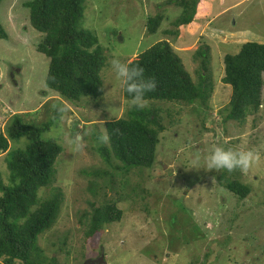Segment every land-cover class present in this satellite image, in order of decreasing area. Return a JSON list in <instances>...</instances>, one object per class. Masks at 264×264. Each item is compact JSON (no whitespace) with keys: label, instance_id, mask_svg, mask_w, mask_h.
Returning a JSON list of instances; mask_svg holds the SVG:
<instances>
[{"label":"rangeland","instance_id":"374dc122","mask_svg":"<svg viewBox=\"0 0 264 264\" xmlns=\"http://www.w3.org/2000/svg\"><path fill=\"white\" fill-rule=\"evenodd\" d=\"M26 1L0 2V24L8 34L0 38V130L14 113L29 124L54 120L42 138L63 146L54 181L38 191L39 196L62 194L56 222L38 237L45 262L85 264L101 257L99 264H264V86L259 112L243 124L224 123L232 90L222 81L224 55L237 53L247 40L264 42V0H200L194 23L179 27L178 35L165 33L175 29L171 23L183 12L175 3L165 5L168 0H83L79 26L98 37L108 57L101 72L102 98L85 96L78 103L45 85L49 58L36 48L42 34L30 24ZM237 1L236 7L224 11ZM156 14L165 19L156 33H150L146 20ZM231 30L244 34H231ZM163 39L171 42L195 82L200 67L195 53L202 45L209 46L214 87L211 113L200 114L198 103L166 104L164 111L167 107L179 111L178 121L161 133L153 167L125 177L117 169L118 160L113 158L111 166L101 156L98 146L108 143H98L96 138L101 130L106 133V120L130 109L108 62L113 54L126 62ZM110 90L114 102L104 99ZM161 102L144 100L145 106ZM111 106L116 109L110 113ZM60 108L66 110L62 117ZM77 134L84 148L73 153L67 140ZM24 138L25 146L28 138ZM18 141H12V146ZM216 146L259 154V160L241 174L251 187L245 200L238 201L228 189L217 186L215 170L206 171L203 164L191 169L197 156L203 158ZM5 156L0 152L4 178ZM103 171L115 172L117 187L128 178L123 189L128 195L118 204L123 210L121 220L106 224L89 239L85 232L91 204L98 206L104 196H114L109 176L97 174ZM92 181L100 183L98 194L90 191ZM137 183L144 185V197L139 189H129Z\"/></svg>","mask_w":264,"mask_h":264},{"label":"trees","instance_id":"16d2710c","mask_svg":"<svg viewBox=\"0 0 264 264\" xmlns=\"http://www.w3.org/2000/svg\"><path fill=\"white\" fill-rule=\"evenodd\" d=\"M200 0H168L182 8L181 15L172 21L174 30H165L168 35H178L179 27L194 23ZM1 2V0H0ZM31 26L42 34L36 45L38 51L49 58L45 85L59 96L78 103L88 96L102 98L104 88L102 69L107 66V53L96 35L79 26L83 17V0H27ZM165 16L156 14L147 18V31L156 33ZM8 34L0 24V38ZM200 67L196 70L195 82L185 68L168 39L154 43L126 63L144 69L146 78L154 79L155 90L148 92L144 100L164 101L150 104L142 110L130 108L119 118L105 121L108 145L98 146L104 160L112 166V159L120 162L117 169L127 177L135 170L150 169L156 160L160 135L177 123L178 110L164 111L168 103L200 106V114L211 113L213 77L209 46L202 45L196 53ZM222 81L231 86V96L224 108L223 122L238 121L243 124L249 115L256 114L262 105L264 86V42L247 40L235 54L223 58ZM125 98L127 94L122 90ZM1 108V106H0ZM58 111L55 112V117ZM223 114V113H221ZM166 117L168 124H166ZM207 119V118H205ZM215 119V117L213 118ZM54 120L44 124L25 123L19 113L12 114L4 130H0V152L5 153L6 178L0 171V264H47L38 244V237L56 222L60 212L62 194L39 196L38 191L50 185L56 176V161L63 146L52 139H43L42 133L49 130ZM27 136L24 147L12 146V141ZM97 138V137H96ZM104 145V144H103ZM213 172L220 187L228 189L238 201L251 193V187L236 170ZM110 178L114 196H104L98 206L92 205L87 214V238L93 237L106 224L118 222L123 216L119 202L127 197L123 189L129 183L115 185V172H98ZM138 184V183H137ZM129 187L139 189L144 197L146 189L140 183ZM90 191L98 194L100 183L92 181ZM136 195V193H134ZM238 206V204H236ZM86 216V214H85Z\"/></svg>","mask_w":264,"mask_h":264},{"label":"clouds","instance_id":"9594fccd","mask_svg":"<svg viewBox=\"0 0 264 264\" xmlns=\"http://www.w3.org/2000/svg\"><path fill=\"white\" fill-rule=\"evenodd\" d=\"M109 67L114 78L118 81L120 88L124 90L129 98V107L137 110H142L145 107L144 99L148 92L155 90L156 82L154 79L146 78L144 69L138 65H130L123 62L121 58L113 54L109 60ZM104 99L106 102H114L116 99L111 95V90L108 91ZM116 109V106L109 107L108 111L111 113ZM66 110L59 109L61 117ZM110 137L102 130L97 136L98 143L106 144ZM25 138L20 137L18 147H23ZM70 150L73 153L81 152L84 148L83 138L80 135H74L67 140ZM259 160V154L252 150H240L234 148H225L223 146L214 147L210 153L203 156H197L192 162L191 169L203 164L206 171L226 170L232 173L236 170L241 172L248 171L252 165Z\"/></svg>","mask_w":264,"mask_h":264},{"label":"crops","instance_id":"0c3cea01","mask_svg":"<svg viewBox=\"0 0 264 264\" xmlns=\"http://www.w3.org/2000/svg\"><path fill=\"white\" fill-rule=\"evenodd\" d=\"M240 2L239 1H237V2H235V3H233V4H229L225 9H224V11H227V10H229V9H232V8H234V7H236L238 4H239ZM218 13H216L215 15H217ZM208 19V18H207ZM207 22H210V20H207ZM189 26V25H188ZM235 32H239V33H241V34H244L243 32H241L240 30H231L229 33H231V34H236ZM246 35V34H245Z\"/></svg>","mask_w":264,"mask_h":264},{"label":"water","instance_id":"95a60500","mask_svg":"<svg viewBox=\"0 0 264 264\" xmlns=\"http://www.w3.org/2000/svg\"><path fill=\"white\" fill-rule=\"evenodd\" d=\"M103 262V258L100 259H88L85 264H99Z\"/></svg>","mask_w":264,"mask_h":264}]
</instances>
